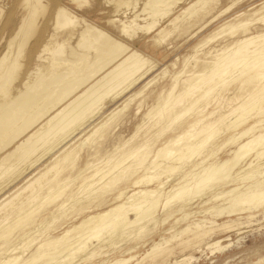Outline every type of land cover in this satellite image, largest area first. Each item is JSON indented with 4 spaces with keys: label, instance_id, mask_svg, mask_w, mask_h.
I'll return each mask as SVG.
<instances>
[{
    "label": "bare ground",
    "instance_id": "obj_1",
    "mask_svg": "<svg viewBox=\"0 0 264 264\" xmlns=\"http://www.w3.org/2000/svg\"><path fill=\"white\" fill-rule=\"evenodd\" d=\"M174 38L197 42L179 70L177 56L160 60L177 53ZM145 107L125 139L117 122ZM263 122L264 0H0V264H131L175 212L186 225L135 264L234 229L237 218L210 220L264 209ZM213 187L201 203H214L189 207Z\"/></svg>",
    "mask_w": 264,
    "mask_h": 264
},
{
    "label": "rangeland",
    "instance_id": "obj_2",
    "mask_svg": "<svg viewBox=\"0 0 264 264\" xmlns=\"http://www.w3.org/2000/svg\"><path fill=\"white\" fill-rule=\"evenodd\" d=\"M260 2H257L256 4H260ZM246 3H249V1H247ZM240 9L244 10L245 6L241 7ZM89 16H90L89 18H94L93 15H89ZM96 20L98 23L102 22L100 19H96ZM215 27L216 26L214 25V23H213V25L211 24L210 27H208L206 30L200 32L196 37L194 36L195 39H200L202 36H204L205 34L210 32V30L214 29ZM171 38H173V37H171ZM171 38H169V39H171ZM195 39L187 38V39L183 40L182 38H179L177 40V38H174L173 39L174 44L175 43L179 44V49H178L177 53H172L169 55L167 54L166 56L162 55V56H160V60L163 61V63L168 64L173 58H175L177 56L179 58L177 61V64H176L177 69L175 68L174 70L181 69L182 68L181 66H183L184 57L190 55L193 52V46L197 42L196 43L194 42L193 44H191V41L195 40ZM218 43H219V40L218 41L214 40L213 42H210L208 45H206V47L207 46H215ZM142 45L143 44L141 43V46ZM170 69H172V68H170ZM228 88H229V91H228L227 95L229 94L228 96L231 97L233 95V93H231V92H233L232 84ZM162 92H163V89L161 87H156L151 95L154 96V98L156 99V98H158V96L160 94H162ZM151 104H152V100L149 99L148 100V106H151ZM212 107H213V104L209 108L211 109ZM146 108L147 107H145L140 112V115L138 117L130 114L128 116L129 118L127 120H124V119L122 121L119 120L117 122L118 125L116 127V131H118V133H121V135L125 139L127 137L129 138V136H131L133 134L132 132H134V130H135L136 123L140 122L141 116L146 112ZM226 108H228V107H226ZM133 112H134V109H133ZM254 118H255V115H252V116L250 115V117H248V119L246 120V123L252 122L254 120ZM262 124H264V122ZM167 135H169V134H167ZM110 144L111 143L108 141L106 144L103 145V147L109 148ZM234 146H235L234 143L228 144L226 147H224L220 151H218L215 155H212L207 160H205L204 165H206L212 161H215L216 159H224L225 157H227L229 155V153L231 152L230 150H232L234 148ZM83 157L84 156H81L80 161L82 159H84ZM200 157L201 156L195 157V161H199ZM250 157H251V154L248 155V157L246 158L245 161L249 160ZM245 161H243V163H245ZM185 167L186 168L182 169L183 171L181 173L185 174V173L189 172L190 169H193L191 166V163L189 164V166L187 164ZM195 168L197 169V167H195ZM234 169L232 170L233 174H235V172H236V170H234ZM196 171L198 172L199 169ZM161 178H163L165 181L166 180V174H163ZM178 178H179V175H178V177H175L172 180L170 178L171 181H169V183H167L165 185L164 190L165 191L169 190L171 188V186L174 185L178 181L177 180ZM127 185L128 184H125V185L123 184L121 187L127 186ZM218 188H220V186L215 187L216 190ZM215 189L213 187L211 189L212 191L208 192L209 194L207 193L205 196L200 197V199H198V198L194 199L193 203L190 204L189 207L195 211L198 208L206 207V206H209L210 204L214 203V201L210 200V201L206 202L205 204H202L201 199L204 202L208 198L210 199L211 195L215 192ZM112 196L113 195H110L108 197L107 201L105 202L106 204H109L112 202V200H113V199H111ZM216 202L222 203L221 200H217ZM186 209H188V208H186ZM161 213H162V209L159 210L160 215H162ZM247 214L248 215L253 214V216L250 217L249 219H247V217H248ZM44 215H45V212H41L35 218V222L37 223V226H40L39 224H41L43 222ZM179 216H180L179 212H175L174 216L170 217L164 224L158 225V230L156 233H153L148 238L141 239L140 242L137 244V247L132 252L133 255H136V259L134 261H132L131 264H135L136 263L135 261L141 260L143 258L142 255L145 256V254H146L145 252H147L150 249L153 241H158L161 236L168 237L170 235V232H171V230H168V229L172 225H174L176 228H179V229L181 227H184L186 225V221L185 222L181 221V222H177V223L175 222V219ZM192 218L197 219V218H201V216L198 215L196 217H191L189 220L190 221L193 220ZM207 218L210 219L211 215H207ZM229 219L230 220L236 219L235 223H233L234 226L232 227L234 229L230 228L231 230H226V231H223L220 233L216 232L215 234L213 233L210 237H207L205 239V241H203L204 243H201L197 246L195 245V249H191V250L186 249L187 251L184 250L185 252L184 251L180 252L177 249L178 251L176 250V253L174 255L175 257L172 256L165 264H173L174 260L177 258L179 260L177 262V264H179V263L180 264H258L257 261L259 262L260 259L262 257H264V209H263V207H259L257 209L250 211V212L249 211H243L241 213L233 214V215L228 216V217L224 215V216L217 218V219L213 218L210 221L211 222L214 221V222H212L210 224L221 223V222H223V220H229ZM77 220H78V218L74 219V218H72V216H69V217L62 219L61 221H59L58 223L55 224L56 229L54 231H52V234L62 231L68 225L76 222ZM244 222H245V224H244ZM237 223H239V225H235ZM236 226H238L237 227L238 229L236 228ZM218 239L221 241H218V242L211 244V245L207 244V242L212 243ZM15 241H16L15 237H11L8 243L12 244V243H15ZM200 246H203V247L200 248ZM122 247H123V245H122ZM110 250L112 251V252H109L110 257L120 254L119 249H115V250L110 249ZM185 253L189 254V255L191 254L192 258L190 260L185 259V258H189V255H186ZM102 256H103V258H106L105 254H103ZM97 259H99V257L95 258V260H97ZM183 261L184 262L186 261V262L184 263ZM76 264H86V262L80 261ZM93 264H100V262H95ZM261 264H264L263 260L261 261Z\"/></svg>",
    "mask_w": 264,
    "mask_h": 264
}]
</instances>
